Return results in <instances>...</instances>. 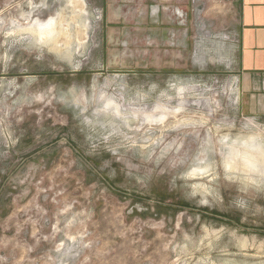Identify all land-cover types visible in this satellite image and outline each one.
<instances>
[{
    "label": "rangeland",
    "instance_id": "rangeland-1",
    "mask_svg": "<svg viewBox=\"0 0 264 264\" xmlns=\"http://www.w3.org/2000/svg\"><path fill=\"white\" fill-rule=\"evenodd\" d=\"M189 13L164 38L98 0H0V264H264V167L224 168V136L264 142L234 0ZM49 19L56 43L27 29Z\"/></svg>",
    "mask_w": 264,
    "mask_h": 264
},
{
    "label": "crops",
    "instance_id": "crops-1",
    "mask_svg": "<svg viewBox=\"0 0 264 264\" xmlns=\"http://www.w3.org/2000/svg\"><path fill=\"white\" fill-rule=\"evenodd\" d=\"M199 0H98L108 23H141L170 37L185 27ZM238 107L243 117L264 118V0H234ZM179 12V14L176 13ZM186 34V28H181ZM174 33V34H173ZM180 36V32L178 33ZM184 36V34L182 35ZM179 39V37H178ZM240 90V92H239Z\"/></svg>",
    "mask_w": 264,
    "mask_h": 264
},
{
    "label": "bare ground",
    "instance_id": "bare-ground-1",
    "mask_svg": "<svg viewBox=\"0 0 264 264\" xmlns=\"http://www.w3.org/2000/svg\"><path fill=\"white\" fill-rule=\"evenodd\" d=\"M27 29H30L31 33L36 34L40 40L52 41L53 43H56L57 35H59L60 33V30H58V28L56 27L54 20H51V19L47 20V22L45 23L36 25L35 28L28 27ZM81 37L84 40L85 36H81ZM54 46H52L51 48L54 50H58L57 46L56 45ZM107 105H111V102L108 101ZM116 110L119 111L117 108ZM178 112H180L179 109L173 110V111L164 110V112L158 116L157 120L159 123H164L168 119V117H170V115L174 116ZM182 115L183 114H181V116ZM151 118L152 117L150 115H147L146 116L147 122H150ZM259 136L260 134L255 133V134L244 137L242 140H234V141H229L230 139L228 140L227 136H224L222 138V143L224 144L223 146H226L227 148V153H226L225 161H224V168L228 171H232V170H237L236 169L237 166L240 165L245 169L246 172L247 171L251 172V171L259 169V166L262 165V169H263L264 167V142L258 139ZM263 137L264 136H262V138ZM198 169H193L190 175L194 176L195 172ZM258 171L261 173H264V170H258Z\"/></svg>",
    "mask_w": 264,
    "mask_h": 264
},
{
    "label": "built area",
    "instance_id": "built-area-1",
    "mask_svg": "<svg viewBox=\"0 0 264 264\" xmlns=\"http://www.w3.org/2000/svg\"><path fill=\"white\" fill-rule=\"evenodd\" d=\"M177 14H179V12L176 11Z\"/></svg>",
    "mask_w": 264,
    "mask_h": 264
}]
</instances>
